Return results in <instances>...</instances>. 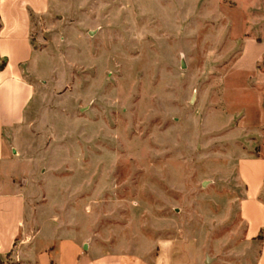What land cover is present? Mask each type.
I'll use <instances>...</instances> for the list:
<instances>
[{
	"label": "rangeland",
	"instance_id": "obj_1",
	"mask_svg": "<svg viewBox=\"0 0 264 264\" xmlns=\"http://www.w3.org/2000/svg\"><path fill=\"white\" fill-rule=\"evenodd\" d=\"M30 42L34 94L0 172L28 248L264 255V0H47Z\"/></svg>",
	"mask_w": 264,
	"mask_h": 264
},
{
	"label": "crops",
	"instance_id": "obj_2",
	"mask_svg": "<svg viewBox=\"0 0 264 264\" xmlns=\"http://www.w3.org/2000/svg\"><path fill=\"white\" fill-rule=\"evenodd\" d=\"M46 10L47 0H0V172L2 165L18 154L14 131L24 122L34 94L33 86L25 79L26 67L33 55L32 17L43 15ZM11 178L0 173V258L9 256L20 264H50L51 249L35 254L28 248L32 234L24 230L26 202ZM258 184L261 186L262 181ZM259 208V211L264 210ZM261 227L264 229V225H254L253 232H260ZM261 252L260 249L255 264L264 260ZM53 258L56 264H171V254L164 247L160 248L154 262L149 263L129 255L95 256L89 252L87 244L82 246L70 238L59 242Z\"/></svg>",
	"mask_w": 264,
	"mask_h": 264
},
{
	"label": "trees",
	"instance_id": "obj_3",
	"mask_svg": "<svg viewBox=\"0 0 264 264\" xmlns=\"http://www.w3.org/2000/svg\"><path fill=\"white\" fill-rule=\"evenodd\" d=\"M259 241H262V232L260 231L258 234ZM5 261V262H4ZM0 264H20L19 262H16L14 260H12L9 256L5 258V260H2L0 258ZM50 264H54V262L51 260Z\"/></svg>",
	"mask_w": 264,
	"mask_h": 264
}]
</instances>
